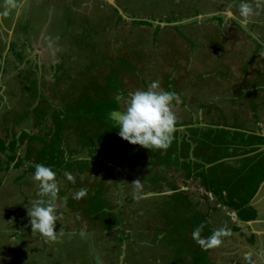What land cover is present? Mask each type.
I'll return each instance as SVG.
<instances>
[{"label": "rangeland", "instance_id": "obj_1", "mask_svg": "<svg viewBox=\"0 0 264 264\" xmlns=\"http://www.w3.org/2000/svg\"><path fill=\"white\" fill-rule=\"evenodd\" d=\"M241 2L0 0L1 21L18 17L0 21V264L221 259L198 240L248 219L264 178V0L247 19ZM153 82L176 97L166 150L129 144L112 118ZM231 148L246 164L220 160ZM36 164L56 174L55 240L29 224L48 199Z\"/></svg>", "mask_w": 264, "mask_h": 264}, {"label": "clouds", "instance_id": "obj_2", "mask_svg": "<svg viewBox=\"0 0 264 264\" xmlns=\"http://www.w3.org/2000/svg\"><path fill=\"white\" fill-rule=\"evenodd\" d=\"M11 3V0H9ZM240 15L247 19L253 12L252 6L247 0H242L238 9ZM3 15H8L4 12ZM175 94L160 88L157 82L151 83L147 90H136L130 94L123 110L112 113L118 135L124 141L132 145H139L145 149L166 150L173 139L175 132L176 117L171 108ZM203 132V131H202ZM68 180H73L71 174H66ZM38 191L46 196L47 201L41 199L32 202L30 208H26L31 231L37 232L43 237L51 240L57 239L55 199L59 192L56 181V174L51 167L43 164H36L32 174ZM76 198L86 195V190L81 189ZM200 228L194 230L193 235L198 236ZM223 230L215 231L211 236L198 240L204 245L218 244L217 239Z\"/></svg>", "mask_w": 264, "mask_h": 264}, {"label": "crops", "instance_id": "obj_3", "mask_svg": "<svg viewBox=\"0 0 264 264\" xmlns=\"http://www.w3.org/2000/svg\"><path fill=\"white\" fill-rule=\"evenodd\" d=\"M2 16L3 14L0 4V21L2 20ZM12 17L13 16L11 15L10 19L6 22L1 21V23L3 24L2 26L11 25L13 19ZM233 148L236 149V147L234 146ZM233 148L230 149L228 156H224L220 160H225L228 161V163H232V164L235 162V164H233L235 166L237 163L241 165L246 164L245 158L243 157L240 158L239 156H236L237 153H234L235 149ZM188 153L189 151L187 152V154ZM172 154L174 155V151ZM220 155L222 156L223 153L221 152ZM176 156L172 158V160H174L175 163H179V162L183 164L187 163V159L185 158L183 159L181 155L178 154V157ZM262 180L263 182L260 184L254 182L253 192H250V194L247 195V197H249L248 205H250L249 213H248L249 216H247L248 219L247 218L245 220L238 219L237 216L235 215L234 221L236 223L235 226L237 227H235L234 231L233 229H229V232L226 233L224 236H222V242H219L220 245H218V247L221 248L219 250L220 251L219 257L221 259H217V260L208 259L210 263L213 264L215 261L216 264H220L221 262H223L222 260H225V258H228V256H230V258L231 257L235 258L239 256L240 257L239 259H241V262L239 264H253V263L264 264V178ZM35 187H37V184L35 185ZM248 236H252L254 239L251 240L249 239L247 241L246 237ZM242 243H244V245ZM214 248L216 249V246ZM245 253L249 255H253L251 256L253 257V259H250V262H244L246 261V259H242L243 257H245ZM232 263L237 264L235 262Z\"/></svg>", "mask_w": 264, "mask_h": 264}, {"label": "flooded vegetation", "instance_id": "obj_4", "mask_svg": "<svg viewBox=\"0 0 264 264\" xmlns=\"http://www.w3.org/2000/svg\"><path fill=\"white\" fill-rule=\"evenodd\" d=\"M12 16H13V13H12ZM14 16L16 17V21H18V17L15 15V11H14ZM231 129V128H230ZM245 156V155H244Z\"/></svg>", "mask_w": 264, "mask_h": 264}, {"label": "water", "instance_id": "obj_5", "mask_svg": "<svg viewBox=\"0 0 264 264\" xmlns=\"http://www.w3.org/2000/svg\"><path fill=\"white\" fill-rule=\"evenodd\" d=\"M107 1H109V3H112L113 4V0H107Z\"/></svg>", "mask_w": 264, "mask_h": 264}, {"label": "bare ground", "instance_id": "obj_6", "mask_svg": "<svg viewBox=\"0 0 264 264\" xmlns=\"http://www.w3.org/2000/svg\"><path fill=\"white\" fill-rule=\"evenodd\" d=\"M234 191V190H233ZM232 194V193H231ZM237 194V193H236ZM21 221V220H20Z\"/></svg>", "mask_w": 264, "mask_h": 264}]
</instances>
